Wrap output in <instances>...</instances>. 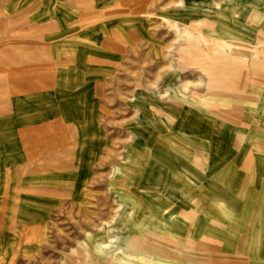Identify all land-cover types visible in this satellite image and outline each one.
I'll return each mask as SVG.
<instances>
[{
  "label": "rangeland",
  "instance_id": "rangeland-1",
  "mask_svg": "<svg viewBox=\"0 0 264 264\" xmlns=\"http://www.w3.org/2000/svg\"><path fill=\"white\" fill-rule=\"evenodd\" d=\"M187 121L218 208L170 264H264V0H0V264H111L114 168L153 133L172 169Z\"/></svg>",
  "mask_w": 264,
  "mask_h": 264
},
{
  "label": "crops",
  "instance_id": "crops-1",
  "mask_svg": "<svg viewBox=\"0 0 264 264\" xmlns=\"http://www.w3.org/2000/svg\"><path fill=\"white\" fill-rule=\"evenodd\" d=\"M221 41L223 43L215 44L220 47L221 52L226 49H229L228 51L240 49L231 41ZM167 113L169 115H166L172 121L176 120L172 115L173 111ZM156 129L159 130L158 127ZM181 132L186 135V140L181 142L185 147L182 152L177 150L178 155L172 158V169L168 167L170 162L168 161L167 144L156 139L153 133L146 135L147 143H144L146 150L130 153L128 177L121 176L122 167L114 168L113 184L125 183L132 187L129 190H124L122 187L115 188L117 197L121 199L120 205L124 210L117 215L115 226L112 228L115 231L119 228L124 229L119 252H124L129 257H118L119 252L114 253V258L108 259L111 264H170L172 261L182 260L180 251L193 243L192 240L188 242L183 240V236L190 232L193 237H197L202 226L200 218L202 208H207L210 213L217 211L216 201H203L200 196L198 187L200 177L195 169L197 154L192 148L196 141L191 136L187 137L188 132L195 133V126L188 122L182 126ZM158 146L162 147V150L157 151ZM186 167L189 171H186ZM245 168L241 165L240 170ZM125 169L127 167L123 168ZM230 173L234 175L233 171ZM104 217L105 214L98 217V223L101 226L97 229V233H88V240L85 242L86 254H89L92 249L98 251L95 246L99 244V241L95 239H100L99 237L106 234L104 228L106 221H102ZM261 219L262 216L258 214L245 215L240 223L242 227L251 226L252 240L249 245L262 235L259 227L253 223L254 221L260 223ZM215 235L221 236L222 242L230 245L229 239L218 230L213 232V236ZM119 255L122 256V254Z\"/></svg>",
  "mask_w": 264,
  "mask_h": 264
},
{
  "label": "bare ground",
  "instance_id": "bare-ground-1",
  "mask_svg": "<svg viewBox=\"0 0 264 264\" xmlns=\"http://www.w3.org/2000/svg\"><path fill=\"white\" fill-rule=\"evenodd\" d=\"M99 243H100V242H99ZM105 245H106V243H103V242H102V243H101V248H102V246L105 247ZM95 248L98 249V251L103 250V249H101L100 246H98V245H96Z\"/></svg>",
  "mask_w": 264,
  "mask_h": 264
}]
</instances>
